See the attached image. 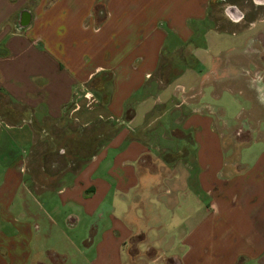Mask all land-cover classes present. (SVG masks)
<instances>
[{
    "label": "crops",
    "instance_id": "0c3cea01",
    "mask_svg": "<svg viewBox=\"0 0 264 264\" xmlns=\"http://www.w3.org/2000/svg\"><path fill=\"white\" fill-rule=\"evenodd\" d=\"M218 1L0 0V264H45L39 213L84 264H264V12Z\"/></svg>",
    "mask_w": 264,
    "mask_h": 264
},
{
    "label": "rangeland",
    "instance_id": "374dc122",
    "mask_svg": "<svg viewBox=\"0 0 264 264\" xmlns=\"http://www.w3.org/2000/svg\"><path fill=\"white\" fill-rule=\"evenodd\" d=\"M225 3H231V4H236L237 7L241 10V12H243L245 14V19H250L253 15L257 16L258 14H261L262 12H264V6H257L253 4V0H219L218 2H216L215 4L212 5L211 10H210V17L213 19L214 24L219 25L220 21H222L223 19H225L224 16V6ZM223 25V24H222ZM260 25H264V21L262 23L259 24ZM232 96V95H231ZM231 96L225 94L223 97V101L221 103L222 105V110L224 111L225 115L224 118L225 120H227L229 122V124L231 125H236L239 126L242 124V122H244V119L241 117L240 119H237V113H238V108L240 106H242V104L245 102L244 98L242 96L236 95L239 99V101H241V103H233V102H228L229 99L231 98ZM233 97V96H232ZM261 111L258 113L259 117L255 120L254 124L252 125V128H259L260 126V121L264 120V107L260 108ZM68 130L71 131H78V129H76V127H74L73 125H67ZM264 129V125L262 124V128ZM252 142L258 141L260 142L262 139L259 138L258 134H253L252 136ZM231 139V138H230ZM233 139L235 140V137H233ZM66 147V146H65ZM94 146H91V149ZM88 148V147H87ZM241 151V149H240ZM58 153L57 148L55 147L53 148H49L45 143H37V145H35V148L33 150V157L31 159V166L33 167V169L36 171V176H37V180H39L38 182H35L37 186H39L40 184H42L41 182V175L42 172L44 171L43 165H45V159H50V157H52V153ZM83 153L82 156L84 157L86 154L90 153V149L88 148V150H84L82 151ZM64 154V153H63ZM64 158L62 159H67L65 158V156H63ZM61 158H57L56 160V165L61 164L62 161L60 160ZM70 159V158H69ZM66 161V160H65ZM38 200H41V197L38 198ZM38 212H40L38 210ZM40 216H38V218H36V223L39 224L40 226V231H39V238L36 239V243L39 244L40 247L44 246L46 247V250L48 249V252L50 254H52L51 256V260H50V256L48 257L47 251L45 252L46 255L43 254V259H41L45 264H84L83 262L79 261V259H75L73 256L68 257V255H65V252H69L70 250L73 249V246H71L68 241L66 236H63L61 231L56 229V228H52L49 224H47L46 221H44V217H43V213H39ZM51 227V228H50ZM68 234V232H67ZM73 251V250H72ZM76 253V252H75ZM62 256H67V260L57 263L58 261H60V257ZM157 264H162L161 262L157 263Z\"/></svg>",
    "mask_w": 264,
    "mask_h": 264
},
{
    "label": "flooded vegetation",
    "instance_id": "af4514ba",
    "mask_svg": "<svg viewBox=\"0 0 264 264\" xmlns=\"http://www.w3.org/2000/svg\"><path fill=\"white\" fill-rule=\"evenodd\" d=\"M261 6H264L261 5ZM232 16H234V12H232ZM240 17V16H239ZM242 18L245 17V15H242L241 16ZM255 16L253 15L250 19H254ZM258 44L260 45L259 47L263 50L264 48V34L262 33H259L257 38H256ZM264 62V55H258V62ZM261 123L264 125V121H261ZM247 122L245 121L244 119V122H242L241 125H239V128H238V131L236 133V138L238 140H241V141H248V140H251L252 139V135H251V132L250 130H247Z\"/></svg>",
    "mask_w": 264,
    "mask_h": 264
},
{
    "label": "water",
    "instance_id": "95a60500",
    "mask_svg": "<svg viewBox=\"0 0 264 264\" xmlns=\"http://www.w3.org/2000/svg\"><path fill=\"white\" fill-rule=\"evenodd\" d=\"M172 264H179L177 258L173 259V263Z\"/></svg>",
    "mask_w": 264,
    "mask_h": 264
}]
</instances>
